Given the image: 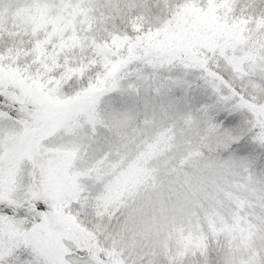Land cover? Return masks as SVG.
<instances>
[{
  "label": "snow or ice",
  "instance_id": "obj_1",
  "mask_svg": "<svg viewBox=\"0 0 264 264\" xmlns=\"http://www.w3.org/2000/svg\"><path fill=\"white\" fill-rule=\"evenodd\" d=\"M0 264H264V0H0Z\"/></svg>",
  "mask_w": 264,
  "mask_h": 264
},
{
  "label": "rangeland",
  "instance_id": "obj_2",
  "mask_svg": "<svg viewBox=\"0 0 264 264\" xmlns=\"http://www.w3.org/2000/svg\"><path fill=\"white\" fill-rule=\"evenodd\" d=\"M6 78L9 80L12 79L11 74L6 73ZM111 101L117 105L121 104V98L116 95L110 98ZM128 103H131V101H128ZM147 135H151V126L150 125H140L139 128H136L133 126V128L129 129L128 136H129V144L128 147L125 149H122L121 156H117L115 154L112 155L111 161L116 162L117 164H120L123 162V167L127 168L128 163L133 159L138 153H137V145L141 144L143 142V139L146 138ZM168 153H164L160 156H158L155 159L149 160L146 164V167L148 169H156L159 170L160 173L163 172V163L168 156ZM119 169H117L118 171ZM159 183V180L156 181ZM141 189H143V185H141Z\"/></svg>",
  "mask_w": 264,
  "mask_h": 264
}]
</instances>
